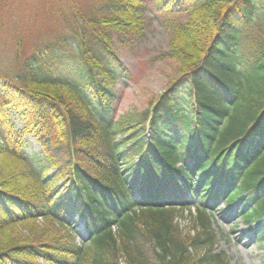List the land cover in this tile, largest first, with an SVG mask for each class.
Here are the masks:
<instances>
[{"label": "trees", "instance_id": "obj_1", "mask_svg": "<svg viewBox=\"0 0 264 264\" xmlns=\"http://www.w3.org/2000/svg\"><path fill=\"white\" fill-rule=\"evenodd\" d=\"M90 1L88 11L72 4L68 29L36 45L13 78L0 74V153L16 165L0 181V228L42 217L65 230L1 243L0 264H230L207 216L219 200L257 221L264 241V174L236 193L264 159V22L249 34L264 0H152L164 24L188 16L170 41L181 76L122 121L115 87L130 73L112 42L144 38L148 1ZM22 108L18 127L10 112ZM190 204L198 214L188 226L137 220L140 208Z\"/></svg>", "mask_w": 264, "mask_h": 264}, {"label": "rangeland", "instance_id": "obj_2", "mask_svg": "<svg viewBox=\"0 0 264 264\" xmlns=\"http://www.w3.org/2000/svg\"><path fill=\"white\" fill-rule=\"evenodd\" d=\"M144 16V38L136 43L122 44L117 39L113 40L114 52L120 56L122 62L129 68L130 79L125 84L119 83L117 89L116 120L122 121L127 116L134 118L138 114L149 110L151 105L159 98L169 85L181 75V64L171 53V39L185 28L189 23L188 16L180 12L170 13L165 17L160 12H154L155 1L147 0ZM77 4L84 11L93 8L90 0H0V74L11 78L18 73L23 58L31 54L36 45L51 40L68 29V20L72 16V8ZM255 21L250 26V33L259 30V25L264 22L261 14H256ZM21 110L12 109L11 119L18 127H23ZM34 115V114H33ZM33 116L31 117V120ZM58 127V126H57ZM233 132L221 133L219 139H230ZM29 154L39 152L32 137L27 138ZM218 147V146H217ZM33 153V154H32ZM215 156V155H213ZM264 157V155H263ZM16 167L3 153H0V181L8 182L10 170ZM18 167L25 168L22 164ZM249 173L237 189V194L243 193L251 185L261 180L264 174V159H260L249 166ZM22 185V178H15ZM167 205V204H166ZM144 207L140 208L136 216L138 221L149 223L152 217L170 216L178 224L188 226L192 221L190 216H197V209L182 211L180 207ZM191 205V204H190ZM216 214L210 218L211 228L217 234L220 249H224L230 258V264H264V241L256 237L257 221L246 223L241 217L239 206H225L223 201L214 206ZM208 214V213H207ZM209 215V214H208ZM62 228L49 218L17 220L0 228V244L3 250L23 243L47 242L49 236ZM78 237L76 240H85V232L81 227H76Z\"/></svg>", "mask_w": 264, "mask_h": 264}]
</instances>
